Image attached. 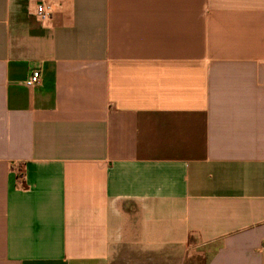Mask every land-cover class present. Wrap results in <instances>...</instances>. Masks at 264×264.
<instances>
[{"label": "crops", "instance_id": "crops-1", "mask_svg": "<svg viewBox=\"0 0 264 264\" xmlns=\"http://www.w3.org/2000/svg\"><path fill=\"white\" fill-rule=\"evenodd\" d=\"M39 1L0 0V264H264V0Z\"/></svg>", "mask_w": 264, "mask_h": 264}, {"label": "built area", "instance_id": "built-area-1", "mask_svg": "<svg viewBox=\"0 0 264 264\" xmlns=\"http://www.w3.org/2000/svg\"><path fill=\"white\" fill-rule=\"evenodd\" d=\"M52 3L48 0H40L34 8V15L39 20H45L49 18L51 12H52ZM39 80V71L37 69H34L31 71L28 78L25 80L26 86H32L35 83H37Z\"/></svg>", "mask_w": 264, "mask_h": 264}, {"label": "rangeland", "instance_id": "rangeland-1", "mask_svg": "<svg viewBox=\"0 0 264 264\" xmlns=\"http://www.w3.org/2000/svg\"><path fill=\"white\" fill-rule=\"evenodd\" d=\"M189 254L184 264H204L206 258V251L202 249L194 250ZM149 258V255L147 256Z\"/></svg>", "mask_w": 264, "mask_h": 264}]
</instances>
